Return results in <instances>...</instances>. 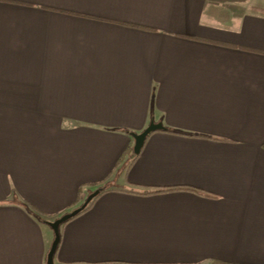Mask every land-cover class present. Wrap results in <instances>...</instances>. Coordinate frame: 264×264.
<instances>
[{
    "label": "crops",
    "instance_id": "1",
    "mask_svg": "<svg viewBox=\"0 0 264 264\" xmlns=\"http://www.w3.org/2000/svg\"><path fill=\"white\" fill-rule=\"evenodd\" d=\"M102 188L55 264H264V0H0V264Z\"/></svg>",
    "mask_w": 264,
    "mask_h": 264
},
{
    "label": "water",
    "instance_id": "2",
    "mask_svg": "<svg viewBox=\"0 0 264 264\" xmlns=\"http://www.w3.org/2000/svg\"><path fill=\"white\" fill-rule=\"evenodd\" d=\"M160 130H165L164 126L162 124H156L155 122H152L150 124V126L141 134H132L134 141H135L134 154L139 155L142 152V149L145 145V142H146L148 136H150L153 132L160 131ZM100 192H101L100 189L96 190L94 193H92L87 198L85 203L80 208L76 209L75 211H73L70 214H66V215L62 216L58 220L49 224L52 227V229L54 230L55 240L53 242L52 248H51L50 253L48 255V264H55V254H56L58 247L60 245V242H61V231H60L61 226L64 223L71 220L72 218L79 215L89 205V203L92 202V200L100 194Z\"/></svg>",
    "mask_w": 264,
    "mask_h": 264
},
{
    "label": "trees",
    "instance_id": "3",
    "mask_svg": "<svg viewBox=\"0 0 264 264\" xmlns=\"http://www.w3.org/2000/svg\"><path fill=\"white\" fill-rule=\"evenodd\" d=\"M172 133H176V132H174V131H172ZM136 156H138V155H135L134 154V157H136ZM101 190V192H100V194L96 197V198H94L93 200H92V202H90L89 203V205L79 214V215H77L76 217H74V218H72L71 220H69L68 222H70V221H72L73 219H75V218H77V217H79V216H81V215H83L82 213H84V212H86V211H88L89 209H90V207L92 206V204H93V202L101 195V194H103V193H105V191H107V189L106 188H102V189H100ZM162 191H157L156 193H161ZM147 194H150V193H145V195H147ZM68 222H66V223H68ZM66 223H64V224H66ZM63 224V225H64ZM62 225V226H63Z\"/></svg>",
    "mask_w": 264,
    "mask_h": 264
},
{
    "label": "rangeland",
    "instance_id": "4",
    "mask_svg": "<svg viewBox=\"0 0 264 264\" xmlns=\"http://www.w3.org/2000/svg\"><path fill=\"white\" fill-rule=\"evenodd\" d=\"M135 142V141H134ZM135 145V144H134Z\"/></svg>",
    "mask_w": 264,
    "mask_h": 264
}]
</instances>
